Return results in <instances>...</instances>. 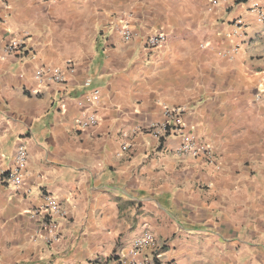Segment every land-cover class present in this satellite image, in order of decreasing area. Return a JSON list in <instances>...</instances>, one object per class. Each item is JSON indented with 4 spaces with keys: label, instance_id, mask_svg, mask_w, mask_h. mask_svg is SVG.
<instances>
[{
    "label": "crops",
    "instance_id": "crops-1",
    "mask_svg": "<svg viewBox=\"0 0 264 264\" xmlns=\"http://www.w3.org/2000/svg\"><path fill=\"white\" fill-rule=\"evenodd\" d=\"M256 3L264 12V0H0V175L19 146L29 154L22 191L0 183V264H117L146 229L164 244V262L264 264ZM237 19L246 28L234 35ZM118 22L130 25L132 40ZM156 32L168 41L148 51L144 40ZM14 38L26 41L22 58L5 53ZM68 61L76 71L64 84L36 80ZM95 89L99 124L80 131ZM167 107L185 109L219 168L181 154L178 137L159 144L144 132ZM43 192L63 211L50 246L31 215Z\"/></svg>",
    "mask_w": 264,
    "mask_h": 264
},
{
    "label": "built area",
    "instance_id": "built-area-1",
    "mask_svg": "<svg viewBox=\"0 0 264 264\" xmlns=\"http://www.w3.org/2000/svg\"><path fill=\"white\" fill-rule=\"evenodd\" d=\"M222 0H210L213 5H218ZM252 13L258 14L261 21L264 22V12L256 3L251 9ZM234 35H238L245 30V24L242 19H237L234 23ZM114 28L123 37L124 40L130 41L134 38L135 33L127 22H118L114 24ZM168 41V34L166 32H156L149 35L144 40V47L148 51L158 50L163 47ZM26 41L14 38L5 47V53L8 55H15L23 57L25 55ZM76 71L75 64L68 61L66 71H45L40 70L36 74V80L41 84L44 81L53 82L56 84H64L66 81V73L74 74ZM91 80L87 81V86L91 85ZM100 96V91L95 89L86 96V102L91 107L90 110L84 113L83 117L77 120V127L80 131L96 128L99 124V117L97 113L96 104ZM184 108H165L164 121L148 126L144 132L155 138L159 144H162L169 136H175L181 139L179 152L183 155L193 158L202 159L209 165H214L217 168V157L213 147L209 143L200 138L197 134L188 129L184 121ZM123 138L129 139V134L124 133ZM128 138V139H127ZM122 152L130 149V142L126 141L122 145ZM29 154L27 148L21 145L17 148L14 154V167L0 175V183L16 192H21L24 188V179L27 170ZM26 193L30 191L26 190ZM32 217L40 219V231L44 232L42 235L43 242L50 246L58 242L61 238L59 221L63 218V211L58 200L50 193H42L41 205L34 209L31 213ZM164 244H161L153 235V233L146 229L141 235L137 236L130 248L122 255L116 256L117 264H178L176 261L164 262L162 260V252L164 251ZM149 255H144L148 251ZM143 256L142 261L138 258ZM91 264H103L102 261H93Z\"/></svg>",
    "mask_w": 264,
    "mask_h": 264
}]
</instances>
